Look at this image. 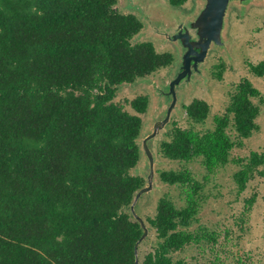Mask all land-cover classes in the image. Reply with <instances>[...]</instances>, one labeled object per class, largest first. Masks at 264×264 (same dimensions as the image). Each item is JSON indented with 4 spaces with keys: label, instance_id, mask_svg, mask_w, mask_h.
I'll list each match as a JSON object with an SVG mask.
<instances>
[{
    "label": "trees",
    "instance_id": "16d2710c",
    "mask_svg": "<svg viewBox=\"0 0 264 264\" xmlns=\"http://www.w3.org/2000/svg\"><path fill=\"white\" fill-rule=\"evenodd\" d=\"M167 1L180 7L189 0ZM117 3L0 0V264H137L144 230L130 208L147 183L137 167L150 97L117 96L122 85L171 67L176 54L136 40L142 18ZM217 68L221 79L225 66ZM250 70L263 76L264 61ZM257 97L263 100L261 91L243 78L204 132L195 125L206 120L209 103L183 104L187 126L167 125L158 157L200 159L210 173L225 166L259 128ZM234 161L239 192L264 176V149ZM156 173L182 188L185 203L162 195L154 213L141 216L148 236L138 246L140 264H187L175 256L202 240L201 228L191 229L202 184L187 167ZM256 198L246 200L247 210ZM209 239L216 243V233Z\"/></svg>",
    "mask_w": 264,
    "mask_h": 264
},
{
    "label": "rangeland",
    "instance_id": "374dc122",
    "mask_svg": "<svg viewBox=\"0 0 264 264\" xmlns=\"http://www.w3.org/2000/svg\"><path fill=\"white\" fill-rule=\"evenodd\" d=\"M201 3L202 0H189L178 8L167 0H118L117 7L122 12L135 13L142 18L144 28L136 36V40H150L160 52H175L178 60L179 45L167 37L150 33V24L146 21V17L152 19V25L159 27L161 32L163 30L165 35L170 36L173 26L179 20H184V17L191 18ZM225 21L223 39L228 42L227 47L211 48L205 64L201 65L204 73L202 75L193 73L190 80H183L177 87L178 107L181 103L182 105L189 103L194 98L204 99L209 103L210 111L206 120L195 125V129L202 132L213 129L215 118L224 113L235 85L243 78H248L261 91L263 99L262 101L258 97L253 99L260 106L256 119L259 128L243 140L242 146L232 149L231 161L228 164L213 173L203 167L200 159L185 162L158 157L156 170H179L187 167L192 171L194 178L202 184L198 222L191 227L193 230L201 228L202 240L199 245L188 246L181 253H177L176 258H183L187 264H264V176L257 174L242 192H239L233 178L234 173L240 169L239 164L234 160L248 157L252 151L264 149V75L257 76L250 70V64L264 61V0L249 4L231 2ZM222 63L225 68L220 79L216 72L219 70L217 65ZM174 65L152 74L153 76L150 75L151 80L154 81L153 85L146 81L122 85L117 100L125 102L126 99L136 95L148 94L150 106L144 115L146 122L157 110L162 111L166 107L165 103L158 107V100L153 90L158 91L154 87L156 83L160 86L159 90L165 87L164 83L170 81ZM168 99L170 100L167 97ZM126 107L129 108L128 105ZM173 119L187 126L184 109L179 114H174ZM229 133L234 140H238L233 129H229ZM150 147L153 149L152 145ZM255 194L257 198L247 210L246 200ZM162 195H168L179 206L185 203L182 188L164 183L156 173L155 189L140 198L136 208L137 214L142 217L153 214L156 203ZM211 232L216 233V243L208 240V234ZM149 235L154 239L153 231L149 232ZM144 246L142 245L143 251L146 247Z\"/></svg>",
    "mask_w": 264,
    "mask_h": 264
},
{
    "label": "water",
    "instance_id": "95a60500",
    "mask_svg": "<svg viewBox=\"0 0 264 264\" xmlns=\"http://www.w3.org/2000/svg\"><path fill=\"white\" fill-rule=\"evenodd\" d=\"M231 2L249 4L257 2V0H202L201 6L191 18L184 17V20H179L173 26L170 36L165 35L163 30L161 32L159 27L152 25V19L146 17V21L150 24V33L164 38L167 37L179 45L180 59H176L177 61L174 63L170 81L164 83L166 84L165 87L159 90V84L156 83L154 85L155 89H158V91L153 90L158 100V107L162 103H165L166 107L162 111L157 110L149 120L144 122L142 134L138 140L141 146V161L137 167V171L145 176L147 183L135 193L130 208L144 230L142 237L135 246L137 264H140L138 246L141 241L147 238L148 228L143 218L137 214L135 205L144 194L150 193L155 189L156 165L159 161L157 153L159 140L163 137L167 125L172 121L173 115L179 114L183 109L182 103L178 107L177 87L183 80H190L193 73L199 75L204 73L203 66L201 68V65L205 64L211 48L214 46H219L220 49L227 47L228 42L226 43L223 38L226 28V15ZM155 21L157 20L155 19ZM151 78L150 76L139 79L134 84L146 81L153 85L154 81ZM167 97L170 100H167ZM150 145H152L153 149H151Z\"/></svg>",
    "mask_w": 264,
    "mask_h": 264
}]
</instances>
